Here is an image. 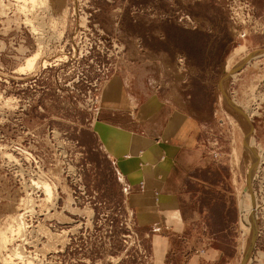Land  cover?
<instances>
[{"label":"rangeland","instance_id":"obj_1","mask_svg":"<svg viewBox=\"0 0 264 264\" xmlns=\"http://www.w3.org/2000/svg\"><path fill=\"white\" fill-rule=\"evenodd\" d=\"M199 1L0 0V226L16 215L26 224V238L13 244L25 257L1 249L0 264H150V240L133 223L120 184L105 159L81 151L78 130L95 114L103 81L127 65L126 54H138L137 37L150 40L152 20L185 27L182 14L196 20L190 5L232 37L211 48L226 63L211 80L219 111L207 136L209 145L218 137L219 161L236 172V252L228 264H264V45L253 42L264 30L239 38L224 0ZM37 50L34 69L17 71ZM252 149L260 156L250 169ZM39 180L51 185V202L31 186Z\"/></svg>","mask_w":264,"mask_h":264},{"label":"crops","instance_id":"obj_2","mask_svg":"<svg viewBox=\"0 0 264 264\" xmlns=\"http://www.w3.org/2000/svg\"><path fill=\"white\" fill-rule=\"evenodd\" d=\"M251 2L264 26V0ZM188 11L197 28L156 18L150 40L137 37L138 54H126L127 65L101 84L78 147L106 160L133 223L150 240V264H228L236 252V172L205 144L219 111L211 80L226 63L211 48L232 37L197 7ZM253 42L264 45V32Z\"/></svg>","mask_w":264,"mask_h":264},{"label":"built area","instance_id":"obj_3","mask_svg":"<svg viewBox=\"0 0 264 264\" xmlns=\"http://www.w3.org/2000/svg\"><path fill=\"white\" fill-rule=\"evenodd\" d=\"M224 9L226 12L227 23L229 29L239 38H245L249 34L262 33L264 26L260 19L255 15L253 4L251 0H224ZM178 21L185 27L194 28L198 26L195 18L190 17L187 13L179 16ZM183 57L180 54L175 56L177 67L181 66ZM94 104L96 97H94ZM95 106V105H94ZM218 137H214L209 145L207 142V150L215 161H219L221 157L220 148L218 146ZM195 251L201 253L204 251L203 247H198Z\"/></svg>","mask_w":264,"mask_h":264},{"label":"bare ground","instance_id":"obj_4","mask_svg":"<svg viewBox=\"0 0 264 264\" xmlns=\"http://www.w3.org/2000/svg\"><path fill=\"white\" fill-rule=\"evenodd\" d=\"M31 2H34L35 0H30ZM29 2V1H28ZM32 7V6H31ZM29 21V20H28ZM31 25V24H30ZM40 48V47H39ZM40 51L37 50L36 52L32 53L30 56L26 57L24 62L20 65V67L18 68L17 71L19 72H24V71H30L31 69H34V66H36V59L40 57ZM39 55V56H38ZM64 55H61L60 57L62 58ZM59 57V58H60ZM64 58V57H63ZM43 60V59H42ZM36 64V65H35ZM44 67L47 65L46 60H43L41 63ZM250 134V133H249ZM246 138V137H245ZM247 139V138H246ZM250 140V139H249ZM249 142V141H248ZM245 145L247 146V142L245 140ZM257 153V155H256ZM254 155H256V158L260 156L259 152H257L256 150H249L247 153V163L248 166H250V169H252V166H254L255 164H252V159L254 160ZM249 172V171H248ZM249 181V180H248ZM32 182V185L34 188H39L42 190V192L44 193L45 197L43 199L42 202H44L45 204L47 202H51L50 200H52L53 197V189L51 187V185L45 181H37V182ZM249 186V182L247 184V187ZM87 213V212H85ZM247 217V216H246ZM248 218V217H247ZM6 219V220H5ZM4 224L2 226H0V250H6L7 252L11 250L12 254H8L13 256L16 255L15 257H21L23 255L24 252L23 249L18 250V246L15 248L13 246L14 241H16L17 238H22V240L25 237V233H26V224L23 220V218L21 216L16 215L14 216H10L7 218H4ZM40 228V227H39ZM32 232V231H31ZM26 240V239H25ZM31 241V240H30ZM29 242V241H26ZM25 243V242H24ZM22 243V244H24ZM31 244V243H30ZM12 246V247H11ZM22 245H20L19 247L21 248ZM14 252L16 254H14ZM21 253V254H20ZM24 256V255H23ZM14 257V258H15ZM25 257V256H24ZM10 258V257H9ZM27 258V257H26ZM25 258V259H26ZM20 259V258H18ZM14 260V259H13ZM20 260H23L22 258ZM33 260V259H32ZM26 263L24 264H29L31 263V259L27 258L26 260H24ZM11 262V261H10ZM22 263V261H20ZM12 263V262H11ZM33 263V261H32ZM31 263V264H32ZM14 264V263H13ZM16 264V263H15Z\"/></svg>","mask_w":264,"mask_h":264}]
</instances>
